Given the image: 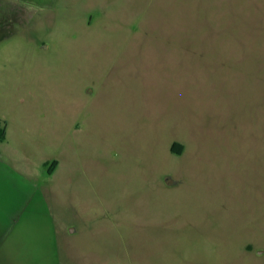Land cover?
<instances>
[{"label": "rangeland", "instance_id": "rangeland-1", "mask_svg": "<svg viewBox=\"0 0 264 264\" xmlns=\"http://www.w3.org/2000/svg\"><path fill=\"white\" fill-rule=\"evenodd\" d=\"M0 3V264H264V0Z\"/></svg>", "mask_w": 264, "mask_h": 264}, {"label": "crops", "instance_id": "crops-1", "mask_svg": "<svg viewBox=\"0 0 264 264\" xmlns=\"http://www.w3.org/2000/svg\"><path fill=\"white\" fill-rule=\"evenodd\" d=\"M16 213L17 212L15 210V213H13L11 216H7L8 219L5 218V220L3 221L4 222L2 224L3 227L0 226V249L2 247L4 248L9 241H14V237L16 239L15 232L17 230L16 228L20 219V217L17 218ZM12 255L14 256L15 254L12 252L9 254L4 253L3 256L1 257L7 260L6 258L13 257ZM9 262H10V258L7 264H11Z\"/></svg>", "mask_w": 264, "mask_h": 264}, {"label": "flooded vegetation", "instance_id": "flooded-vegetation-1", "mask_svg": "<svg viewBox=\"0 0 264 264\" xmlns=\"http://www.w3.org/2000/svg\"><path fill=\"white\" fill-rule=\"evenodd\" d=\"M13 6L7 5V6H2V4L0 3V11H5L7 12V14H12L11 17L14 16L15 14V10H16V5L15 3L12 4ZM176 145L177 147V151L175 152L176 154H181L183 152V146H181L179 143L175 142L173 143L172 147Z\"/></svg>", "mask_w": 264, "mask_h": 264}, {"label": "trees", "instance_id": "trees-1", "mask_svg": "<svg viewBox=\"0 0 264 264\" xmlns=\"http://www.w3.org/2000/svg\"><path fill=\"white\" fill-rule=\"evenodd\" d=\"M6 133H7L6 122L0 119V143L5 139ZM172 150L174 152L177 151L176 145L172 147ZM54 163L56 164L57 162L55 161ZM55 164H53V166H55ZM49 172L50 173L52 172V168H50Z\"/></svg>", "mask_w": 264, "mask_h": 264}]
</instances>
